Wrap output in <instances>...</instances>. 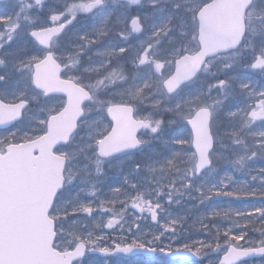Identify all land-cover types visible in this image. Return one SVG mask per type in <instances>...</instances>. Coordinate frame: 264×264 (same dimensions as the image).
I'll use <instances>...</instances> for the list:
<instances>
[{
	"label": "snow or ice",
	"instance_id": "1",
	"mask_svg": "<svg viewBox=\"0 0 264 264\" xmlns=\"http://www.w3.org/2000/svg\"><path fill=\"white\" fill-rule=\"evenodd\" d=\"M253 76L264 84V0H7L0 264H100L89 254L173 244L186 264H264ZM125 218L131 242L102 246Z\"/></svg>",
	"mask_w": 264,
	"mask_h": 264
},
{
	"label": "rangeland",
	"instance_id": "2",
	"mask_svg": "<svg viewBox=\"0 0 264 264\" xmlns=\"http://www.w3.org/2000/svg\"><path fill=\"white\" fill-rule=\"evenodd\" d=\"M7 8V3L0 5V11H4ZM253 80L254 82L257 84L258 87H264V84H261L260 79L257 76H253ZM7 130V131H11ZM7 131H2L0 132V135H6ZM221 168L224 169H229L230 165L226 162H222L220 164ZM251 167L253 169L258 170L261 167H264V161L261 160H256L254 162L251 163ZM223 175V173H222ZM108 190L105 189V192H107ZM225 205H222V207H224ZM232 208H246L248 207L247 204L245 203H234L231 205ZM108 217H104L103 221L104 223L107 222ZM100 217H97V222H99ZM125 224H124V228L123 231L121 230V228L117 227L114 231L113 230H109V229H105L101 235L104 237V242L102 243V246H106V245H110L111 243L114 244V242L120 241L122 239L127 238V242H131V240L133 239V236L131 234L128 233L127 231V227H128V223L130 222L128 220V218H125ZM191 223V222H189ZM141 227L143 232H148L151 228L152 231H155V226L151 225V221H148L147 223L141 222ZM257 227H259V225H257ZM197 228H199V225H197ZM137 235H141L140 233H137ZM185 235H189V233L185 232ZM191 237L193 240L196 239H205V234L201 231L199 233V235H197V231L196 229H193V231L190 233ZM254 239H258V233L255 234L253 236ZM147 239H151V237H147ZM168 241H165V244H167ZM241 243H245V241H241ZM171 250H177V246L176 245H172ZM222 255V254H221ZM90 259L92 260H98L100 262V264H186L185 261H175V260H168L164 257H160L158 258V260H149L147 258H138V259H134V260H124L122 258H117V259H110V260H103L97 257H91L89 256ZM209 258H214V256L210 255ZM204 264H208V259H205ZM248 264H261V260L257 261V262H252V263H248Z\"/></svg>",
	"mask_w": 264,
	"mask_h": 264
},
{
	"label": "water",
	"instance_id": "3",
	"mask_svg": "<svg viewBox=\"0 0 264 264\" xmlns=\"http://www.w3.org/2000/svg\"><path fill=\"white\" fill-rule=\"evenodd\" d=\"M0 128H2V127H0ZM139 253H150V252H148V251H146V250H140V251H136V252H133V253H130V254H124V255H125V256H132V255H136V254H139ZM151 253H152V252H151ZM95 254H98V255H100V256H102V257H106V256H104V255L101 254V253H95ZM117 254H118V253L113 254V255H109V256H115V255H117ZM165 255H166V254H165ZM167 256L178 257V258H182V259H191V257L185 255V254L182 253V252H175L174 255H172V254H167ZM252 258H257V257H252ZM252 258H244V259L248 260V259H252ZM238 263H239V262H237V264H238Z\"/></svg>",
	"mask_w": 264,
	"mask_h": 264
}]
</instances>
